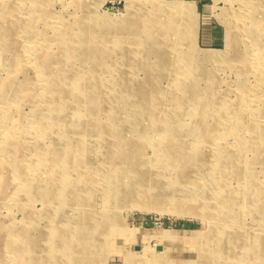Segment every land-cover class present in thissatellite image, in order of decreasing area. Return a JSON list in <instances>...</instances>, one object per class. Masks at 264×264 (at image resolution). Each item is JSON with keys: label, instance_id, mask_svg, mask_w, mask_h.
I'll use <instances>...</instances> for the list:
<instances>
[{"label": "rangeland", "instance_id": "rangeland-1", "mask_svg": "<svg viewBox=\"0 0 264 264\" xmlns=\"http://www.w3.org/2000/svg\"><path fill=\"white\" fill-rule=\"evenodd\" d=\"M10 2L0 264H264V0Z\"/></svg>", "mask_w": 264, "mask_h": 264}, {"label": "bare ground", "instance_id": "bare-ground-1", "mask_svg": "<svg viewBox=\"0 0 264 264\" xmlns=\"http://www.w3.org/2000/svg\"><path fill=\"white\" fill-rule=\"evenodd\" d=\"M11 2H12V0H11ZM11 2H10V4H11ZM13 3V2H12ZM30 3V2H29ZM1 4V3H0ZM170 4V3H169ZM45 11V10H44ZM138 12V11H137ZM131 14V13H130ZM85 15V14H84ZM87 15V14H86ZM131 16V15H130ZM41 17V16H40ZM89 17V16H88ZM133 18V17H132ZM145 19H143V21H144ZM251 20H253V19H251ZM5 21V20H4ZM84 21V20H83ZM140 21V20H139ZM262 21V20H261ZM257 22V21H256ZM260 22V21H259ZM5 23V22H4ZM132 23V22H131ZM263 23V22H262ZM141 24V23H140ZM132 25V24H131ZM6 26V25H5ZM130 26V25H129ZM133 26V25H132ZM139 26V25H138ZM256 26H258V24L256 25ZM259 27V26H258ZM136 29V28H135ZM257 29V28H256ZM85 30V29H84ZM260 30V29H259ZM85 31H87V30H85ZM132 31V30H131ZM90 32V31H89ZM260 32V31H259ZM134 33V32H133ZM140 33H141V31H140ZM256 33V32H255ZM137 36V35H136ZM254 36H256V35H254ZM9 38V37H8ZM260 40V39H259ZM61 42V41H60ZM64 42V41H63ZM18 44V43H17ZM160 44V43H159ZM263 44V43H262ZM72 46V45H71ZM16 47V46H15ZM61 47H63V45H61ZM60 47V48H61ZM66 47V46H65ZM73 47V46H72ZM81 49V48H80ZM152 50V49H151ZM148 51V50H147ZM169 52V51H168ZM88 53V52H87ZM86 53V54H87ZM149 53V52H148ZM151 53V52H150ZM149 55V54H148ZM1 56V55H0ZM74 56V55H73ZM49 57V56H48ZM86 57V56H85ZM1 58V57H0ZM56 58V57H55ZM74 58V57H73ZM79 60V59H78ZM54 65V64H53ZM86 66V65H85ZM55 67V66H54ZM74 70V69H73ZM72 72V71H71ZM140 92V91H139ZM81 93V92H80ZM76 94V93H75ZM74 95V94H73ZM76 96V95H75ZM74 97V96H73ZM62 98V97H61ZM52 107V106H51ZM103 114V113H102ZM62 117H64V116H62ZM83 121V120H82ZM59 122V121H58ZM69 123V122H68ZM159 123V122H158ZM94 125V124H93ZM77 127V126H76ZM95 127H97V126H95ZM87 128V127H86ZM89 128V127H88ZM109 133V132H108ZM46 147H48V146H46ZM46 149H48V148H46ZM80 154V153H79ZM75 155V154H74ZM81 155V154H80ZM67 156V155H66ZM75 159V158H74ZM3 161V160H2ZM65 165V164H64ZM113 173V172H112ZM202 181V180H201ZM75 185V184H74ZM82 185V184H81ZM71 189V188H70ZM83 191V190H82ZM72 192V191H71ZM80 196V195H79ZM78 198V197H77ZM76 198V199H77ZM75 199V200H76ZM66 203V202H65ZM70 204V203H69ZM117 211V210H116ZM90 216V215H89ZM91 221V220H90ZM112 223V222H111ZM113 226V225H112ZM221 228V227H220ZM79 229V228H78ZM90 231V230H89ZM18 233V232H17ZM87 233V232H86ZM79 234V233H78ZM94 234V233H93ZM66 235V234H65ZM89 235H91V234H89ZM95 235V234H94ZM97 235V234H96ZM215 235V234H214ZM222 235V234H221ZM206 236V235H205ZM68 237V236H67ZM77 237V236H76ZM76 239H78V238H76ZM221 239V238H220ZM224 239V238H223ZM71 241V240H70ZM68 242V241H67ZM259 259V258H258Z\"/></svg>", "mask_w": 264, "mask_h": 264}]
</instances>
